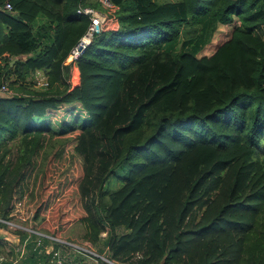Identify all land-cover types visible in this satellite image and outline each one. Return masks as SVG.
I'll return each instance as SVG.
<instances>
[{
	"label": "trees",
	"instance_id": "16d2710c",
	"mask_svg": "<svg viewBox=\"0 0 264 264\" xmlns=\"http://www.w3.org/2000/svg\"><path fill=\"white\" fill-rule=\"evenodd\" d=\"M4 1L0 81L16 93L0 95V216L62 234L65 221L44 217L70 202L63 183L32 177L46 144L72 139L81 239L104 229L115 263L264 264V0H110L66 64L88 23L77 6L99 1ZM232 16L229 36L202 53ZM67 104L51 125L48 111ZM41 254L29 248L19 264Z\"/></svg>",
	"mask_w": 264,
	"mask_h": 264
},
{
	"label": "rangeland",
	"instance_id": "374dc122",
	"mask_svg": "<svg viewBox=\"0 0 264 264\" xmlns=\"http://www.w3.org/2000/svg\"><path fill=\"white\" fill-rule=\"evenodd\" d=\"M101 7L102 6H100L99 8ZM232 17H233L232 19L225 22L224 24L218 25V28L215 32V35L211 43L208 44L205 48H203L202 53L211 52V50L218 43H220L221 41H223L229 36L230 30L232 29V27L238 23V20L236 19V17L235 16H232ZM255 31H258L259 33L263 34L264 24H260V26H258ZM68 107H70L68 104L60 105L55 110L48 111L46 115L47 121L51 125H54L57 127L60 118H62L63 116L67 117L69 115V113L67 112ZM73 144H74V141L72 139L63 142L62 144L61 143L54 144V142L53 143L49 142L48 144H46V146L44 147V151H42V153L39 154L38 165L40 166L38 167L36 174H35L37 176L34 177L35 176L34 175L32 177V180H33V184H36L37 182L43 183L46 181H51L53 185H57L58 183L59 185H61L63 183L62 188L66 192L64 194V197L69 198L70 202L64 207L57 206L51 209V211L49 212V215H51L53 218H50L49 216L44 217V225L47 224L48 222L54 223L55 218H60L59 219L60 221L58 223H61V221L66 222V224L63 227L61 226V224L59 226L62 230L61 233L66 234L64 235L66 237L80 239L81 238L80 234L82 232L83 225H82V222L77 218L79 211H77L73 207V204H74V199H76L77 197L76 184L81 174V166H80L81 160H80L79 155L74 152ZM46 151H49V152L47 155V159L45 160L44 154ZM115 185H117V182H114L112 184V186H115ZM45 195L39 197L38 199L39 200L44 199ZM13 220L20 222L21 224L29 226V227H38L36 224L33 223V219L30 216L20 215V216L14 217ZM121 230H123L122 227H118L116 229V231H119V232ZM19 234L21 235V237H24L26 232L25 230L22 229L19 232ZM105 235H106V231L104 229L101 230L99 233V238L92 244L93 246L83 241L82 242L76 241V242L84 244L87 248L93 250L94 252L96 251L94 250L93 247H95L99 251H102L103 246L105 245L103 242V238L105 237ZM48 245L49 246H47V249H49L50 247V244ZM59 252L63 256L64 260L65 259L67 260V262L64 264H79L77 263L79 259L80 260L84 259V261H87L86 264H98L97 260L88 253L83 254V256L79 258L77 256H74V252L70 251V249L66 247H60ZM13 253H10V250H8L7 256H10V255L13 256L14 255ZM100 254L103 256L101 259L103 260L107 259L105 256L106 255L105 253H100ZM36 259H40L38 264L45 263V257H43V255H41L40 257H35V261ZM6 261H9V260L7 259ZM110 261L112 260L110 259ZM19 262H21L20 259L18 260L17 264H19ZM112 262L115 263L114 261Z\"/></svg>",
	"mask_w": 264,
	"mask_h": 264
},
{
	"label": "built area",
	"instance_id": "2783aa9c",
	"mask_svg": "<svg viewBox=\"0 0 264 264\" xmlns=\"http://www.w3.org/2000/svg\"><path fill=\"white\" fill-rule=\"evenodd\" d=\"M100 5L103 7H111L113 3L110 0H98ZM3 7L9 9L11 4L8 0H5L3 3ZM78 12H82L86 14L88 18L87 26L84 32L77 39L76 43L73 44L68 50L67 54L62 60V63L66 64L71 61H74L77 56L80 54L85 45L89 42L91 37L98 33L102 27V23L105 20V12L103 9L95 7L90 4H79L76 9ZM75 64L71 65L69 68V75L67 80L70 84H75L78 82V71ZM31 78L34 81V85L38 87H43L47 85V76L40 68H35L30 72ZM16 93L15 89L11 88L7 82V80L0 81V95H8ZM19 216V215H18ZM0 227L10 231L13 234V238H1L0 241V263H5L4 260H9L7 264H17L18 260L28 252V249L36 250L37 252L43 253H52V256L45 259L44 264H64L67 260L63 258V256L59 252L60 247H66L70 249V251L74 252V255H82L85 253L90 254L97 260V263L100 264V259L103 257L94 247L93 250L87 248L84 244L79 242H86L92 245L87 240L84 239H74L70 237H66L62 234H52L46 232L44 229L39 227H29L21 224L13 220V218H7L0 216ZM25 230L26 234L24 237H21L19 232L21 230ZM66 235V234H65ZM43 241L50 242L49 246L47 243L43 244ZM31 243L30 245H28ZM8 250L10 253H13V256H7ZM46 250V251H44ZM106 256V255H105ZM106 261H110V259L106 256Z\"/></svg>",
	"mask_w": 264,
	"mask_h": 264
},
{
	"label": "crops",
	"instance_id": "0c3cea01",
	"mask_svg": "<svg viewBox=\"0 0 264 264\" xmlns=\"http://www.w3.org/2000/svg\"><path fill=\"white\" fill-rule=\"evenodd\" d=\"M75 69H76V68H75ZM76 70H77V69H76ZM62 235H65V234L62 233ZM42 243L45 244V243H47V241H43ZM92 246H93V245H92ZM94 248H95V247H94ZM95 249H96V248H95ZM49 250H50V249H49ZM96 250H97V249H96ZM97 251L100 252V253H105V254H106V253H107L106 245L103 246L102 251H99V250H97ZM43 256L45 257V259H47V258H49V257L52 256V253H50V252H49V253H44ZM74 256H77V257H79V258L82 257V255H74ZM39 260H40V259H36V261H35V260H32L30 264H38V263H39ZM34 261H35V262H34ZM37 261H38V262H37ZM86 262H87V261H84V259H82V260L79 259L77 263H79V264H86ZM19 263H20V262H19ZM3 264H6V263H3Z\"/></svg>",
	"mask_w": 264,
	"mask_h": 264
},
{
	"label": "water",
	"instance_id": "95a60500",
	"mask_svg": "<svg viewBox=\"0 0 264 264\" xmlns=\"http://www.w3.org/2000/svg\"><path fill=\"white\" fill-rule=\"evenodd\" d=\"M1 238H13V234L10 231L0 227V239Z\"/></svg>",
	"mask_w": 264,
	"mask_h": 264
}]
</instances>
